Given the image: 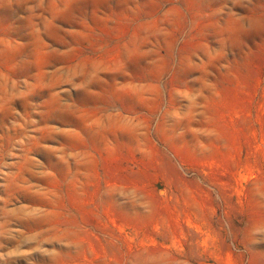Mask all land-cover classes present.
<instances>
[{
    "label": "rangeland",
    "instance_id": "rangeland-1",
    "mask_svg": "<svg viewBox=\"0 0 264 264\" xmlns=\"http://www.w3.org/2000/svg\"><path fill=\"white\" fill-rule=\"evenodd\" d=\"M0 264H264V0H0Z\"/></svg>",
    "mask_w": 264,
    "mask_h": 264
}]
</instances>
